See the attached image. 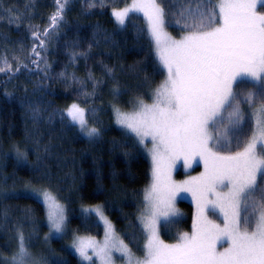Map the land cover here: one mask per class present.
<instances>
[{
    "label": "snow or ice",
    "instance_id": "1",
    "mask_svg": "<svg viewBox=\"0 0 264 264\" xmlns=\"http://www.w3.org/2000/svg\"><path fill=\"white\" fill-rule=\"evenodd\" d=\"M55 2L52 27L63 19L69 0ZM85 6L96 5L87 0ZM131 12L147 19V35L167 73L151 103L139 99L131 113L114 108L117 124L139 145L151 140L152 182L144 190L139 217L146 234L143 258L115 234L99 206L89 211L104 222L103 244L77 236L72 247L86 261L92 260L91 248L101 264H114V251L123 264H264V0H132L130 7L114 9L112 15L123 26ZM166 24L184 34L174 39ZM49 31L33 32L39 47ZM32 52L39 55L35 47ZM4 64L11 71L6 58ZM89 111L95 109L74 102L66 117L95 140L101 132L86 115ZM179 161L185 168L202 163L204 171L176 183L171 171ZM182 192L195 199L197 219L191 234L166 244L159 232L178 215L175 199ZM32 194L47 206L50 235L63 233L64 208L53 191ZM217 212L223 215V226L208 218ZM8 264H41L22 232Z\"/></svg>",
    "mask_w": 264,
    "mask_h": 264
},
{
    "label": "trees",
    "instance_id": "2",
    "mask_svg": "<svg viewBox=\"0 0 264 264\" xmlns=\"http://www.w3.org/2000/svg\"><path fill=\"white\" fill-rule=\"evenodd\" d=\"M86 2L69 0L52 27L55 0H0V264H8L21 232L41 264H80L63 239L99 238L101 226L84 213L98 206L115 234L141 256L139 217L149 165L136 138L117 126L114 108L126 112L139 99L149 101L164 74L144 20L131 16L117 27L111 17L132 0H93L95 7ZM49 29L41 48L33 32ZM166 29L184 34L175 25ZM74 102L95 109L86 115L100 129L98 139L68 122L66 110ZM38 189L52 190L65 208L63 239H46L45 209L32 196ZM178 205L182 218L172 223L173 235L189 229L192 213L191 204ZM160 234L169 240L162 228Z\"/></svg>",
    "mask_w": 264,
    "mask_h": 264
},
{
    "label": "rangeland",
    "instance_id": "3",
    "mask_svg": "<svg viewBox=\"0 0 264 264\" xmlns=\"http://www.w3.org/2000/svg\"><path fill=\"white\" fill-rule=\"evenodd\" d=\"M131 4L132 3H130L129 5H127L126 7H130L131 6ZM125 8V7H124ZM123 9V8H122ZM119 10H121V9H119ZM260 10V8H259V6H258V11ZM112 13H113V11L111 12V17H112V19H113V21H114V23L117 25V27H122L121 25H119L118 24V22L115 20V18H114V16L112 15ZM131 16H138V17H141L143 20H144V22H145V25H146V28H147V19L143 16V14L142 13H138V12H131V13H129V16L125 19V21L129 18V17H131ZM166 31H167V29H166ZM168 32V31H167ZM169 33V32H168ZM170 35V34H169ZM172 36V35H171ZM182 36V35H181ZM181 36H172L174 39H180L181 38ZM153 51H154V54H155V49H154V45H153ZM155 57H156V55H155ZM157 59V58H156ZM158 61V60H157ZM159 63V62H158ZM160 67H161V69L163 70V74H164V76H163V80L166 78V75H167V73H166V70L163 68V66L162 65H160ZM162 80V81H163ZM162 81H161V83H162ZM160 83V84H161ZM159 84V85H160ZM158 85V86H159ZM157 86V87H158ZM235 86V85H234ZM156 87V88H157ZM155 88V89H156ZM155 89L153 90V92L151 93V97H150V100L149 101H147L146 103H151L152 102V96H153V94H154V91H155ZM243 107V106H242ZM135 109H130V110H128V111H126L125 113H131V112H133ZM245 119L247 120V113H246V115H245ZM115 122H116V118H115ZM116 124H117V122H116ZM117 126H119L118 124H117ZM78 127V126H77ZM120 127V126H119ZM79 129V128H78ZM80 131V130H79ZM83 134V133H82ZM142 147H143V150H144V153H145V156H146V158H147V161H148V165H149V181H148V184H147V186L145 187V189L146 188H148L149 186H150V184H151V182H152V176H151V168H152V161H151V156H150V154L148 153V148H150L151 147V140H150V138L149 139H146L145 140V144L144 145H141ZM233 150H236L235 149V145L233 146ZM204 171V167H203V164L202 163H200L199 165H196V164H193L192 165V167H190V168H185L184 166H183V161H179V162H177V164H176V166L172 169V171H171V179L174 181V182H176V183H182L183 181H185V180H188V179H190V177H192V176H199L202 172ZM258 183H259V178H258ZM144 189V190H145ZM24 190L27 192H31V189H28L27 187H24ZM41 189H38V190H35L36 192H38V191H40ZM34 192V191H33ZM32 196L36 199V200H38L42 205H43V207H44V209H45V213H46V216H47V206L42 202V197H37L36 195H33L32 194ZM143 196H144V191H143ZM180 202H184V203H191L192 204V206H193V208H194V211H193V213H191V216H190V223H189V229L188 230H185V231H182L181 233H176L175 235H173L172 234V232H173V228H172V226H173V222H180V220L179 219H181L182 218V215H181V211H180V208H179V203ZM144 203H145V201H144ZM64 208V207H63ZM175 208H176V210H177V213H178V215L177 216H175V217H173L172 219H173V222L168 226V227H166V228H162L163 229V231H165L166 233H167V235L171 238H169V240L168 241H164L166 244H173V243H176L177 242V239H178V237H179V235H181V234H183V233H188V234H191L192 233V231H193V225H194V223L196 222V219H197V206H196V201H195V199L193 198V196L191 195V193H187V192H182V193H180L177 197H176V199H175ZM65 209V208H64ZM93 209H96V207H94ZM101 210V209H100ZM144 211V207H142V211H141V213ZM84 213H91L94 217H95V219H96V222L97 223H99V225L101 226V228H102V234H101V236L99 237V238H95V237H89V236H80V237H88V238H91V239H93V240H95L98 244H103V242H104V238H105V226H104V222H103V220H101L100 219V217L96 214V212L95 211H84ZM64 216H65V227H64V232L63 233H61V234H55V233H52L51 235H50V232L52 231L51 230V227H50V224H49V222H48V233H47V239H63L64 238V236H65V231H66V215H65V210H64ZM105 216V215H104ZM106 217V216H105ZM107 218V217H106ZM208 218L209 219H211V220H213L215 223H217V224H221V226H223V224H222V222H223V215L222 214H220L219 212H217L216 214H208ZM48 220V219H47ZM108 220V219H107ZM179 220V221H178ZM109 221V220H108ZM140 222V221H139ZM140 226H141V228H142V225L140 224ZM160 231H161V229H160ZM159 234H160V232H159ZM145 233H143V229H142V243H141V256H138V257H140V258H143V250H144V244L146 243V239H145ZM161 235V234H160ZM78 235H73L71 238H69V239H63V240H65V243H66V246L71 250V252L73 253V255L77 258V260H78V262L80 263V264H101V260L97 257V256H95L94 255V253H93V251H92V249L91 248H89L88 249V254H89V256H91L92 257V260L91 261H86V260H84L81 256H80V254L78 253V252H76V250L72 247V245H73V242H74V240H75V238L77 237ZM160 239H161V237H160ZM162 240V239H161ZM227 246V242H224V247H226ZM129 247V246H128ZM130 248V247H129ZM217 248H218V250H223V248L220 246V245H217ZM131 249V248H130ZM112 257H113V261H114V264H123V257H121V255H120V253H118V252H113L112 253Z\"/></svg>",
    "mask_w": 264,
    "mask_h": 264
},
{
    "label": "crops",
    "instance_id": "4",
    "mask_svg": "<svg viewBox=\"0 0 264 264\" xmlns=\"http://www.w3.org/2000/svg\"><path fill=\"white\" fill-rule=\"evenodd\" d=\"M234 88H235V86H234ZM190 204H191V203H190ZM191 207H192V213H193V211H194V208H193L192 204H191Z\"/></svg>",
    "mask_w": 264,
    "mask_h": 264
}]
</instances>
